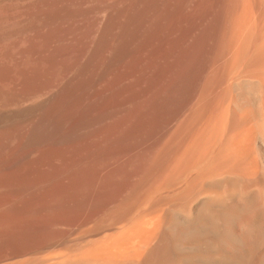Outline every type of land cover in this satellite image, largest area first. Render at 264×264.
I'll return each mask as SVG.
<instances>
[{
  "label": "bare ground",
  "instance_id": "6f19581e",
  "mask_svg": "<svg viewBox=\"0 0 264 264\" xmlns=\"http://www.w3.org/2000/svg\"><path fill=\"white\" fill-rule=\"evenodd\" d=\"M0 264H264V0H0Z\"/></svg>",
  "mask_w": 264,
  "mask_h": 264
},
{
  "label": "rangeland",
  "instance_id": "374dc122",
  "mask_svg": "<svg viewBox=\"0 0 264 264\" xmlns=\"http://www.w3.org/2000/svg\"><path fill=\"white\" fill-rule=\"evenodd\" d=\"M46 256H47V255H46ZM44 258H46V259H47V257H45V256H44Z\"/></svg>",
  "mask_w": 264,
  "mask_h": 264
}]
</instances>
